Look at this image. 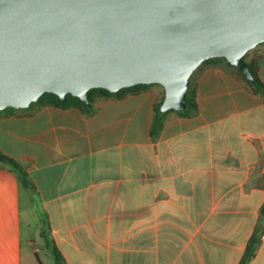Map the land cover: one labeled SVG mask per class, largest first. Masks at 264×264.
I'll return each mask as SVG.
<instances>
[{
	"label": "crops",
	"instance_id": "crops-1",
	"mask_svg": "<svg viewBox=\"0 0 264 264\" xmlns=\"http://www.w3.org/2000/svg\"><path fill=\"white\" fill-rule=\"evenodd\" d=\"M264 84V43L251 50ZM196 107L151 135L159 85L0 117V264H264V97L225 60L191 76Z\"/></svg>",
	"mask_w": 264,
	"mask_h": 264
},
{
	"label": "water",
	"instance_id": "water-1",
	"mask_svg": "<svg viewBox=\"0 0 264 264\" xmlns=\"http://www.w3.org/2000/svg\"><path fill=\"white\" fill-rule=\"evenodd\" d=\"M262 43L264 0H0V111L150 84L182 111L209 59L253 82L243 58Z\"/></svg>",
	"mask_w": 264,
	"mask_h": 264
},
{
	"label": "trees",
	"instance_id": "trees-1",
	"mask_svg": "<svg viewBox=\"0 0 264 264\" xmlns=\"http://www.w3.org/2000/svg\"><path fill=\"white\" fill-rule=\"evenodd\" d=\"M247 55L248 54H246L243 58L245 63H246ZM219 60H225V59L224 58L209 59V60L203 62L202 65L207 64V63H214V62L219 61ZM246 65L248 66V68H249V70H250V72L254 78L253 82L246 80V78L243 76V74L239 70H237L232 65H230V66L235 68L240 73V75L242 76L244 81L248 85H250V87L252 88V90L255 93H258L264 97V84L258 79L254 67L248 63H246ZM152 85H158V84L136 85V86H133L130 88L122 89L116 93H110L104 89H92L88 92L89 105L82 103L78 98L73 97L71 95H67L64 100H61V99H59L58 96H56L52 93H44L42 95V97L37 102L32 103L29 108H27V109H14L11 107L6 108V109L0 111V117L5 116V115H12L18 111L23 112V113H30L33 109L39 108L41 106H46V105L59 107V108L78 107L86 115H90L93 113V110H94L93 104H94L96 99H101V98L120 99L129 93H135L138 91H142V90H144L147 87H150ZM195 97H196V91L190 83L187 94H186V108L182 111L169 110L166 113H162L160 111V107H161V104H162V101L164 98V95H163L160 102L157 103L155 105V108H154V118H153V122L151 125V131H150L151 135L154 137V136H157L161 132L163 125H164V122H165V117L170 112H177L179 114H183V115L185 114L186 115L190 110L195 109V107H196ZM0 163L5 164L9 167L10 171L13 173V175H15V177L17 178V180H18V182L22 188H24V189L32 188V184L29 180V177H28L24 167L19 162H17L15 160L11 159L10 157H7V156L0 153ZM261 214H262V216H264V205L261 209ZM262 231H263V227H262ZM258 241H259L258 233L255 232V233H253V235L249 239V241L247 243L246 250H245L243 257L240 260L239 264H248L253 259L255 252H256V249H257V246H258ZM46 244H47V247L51 251V254H52L53 260H54V264H64L63 257L61 256L59 251L56 249V247L53 245V243L46 239Z\"/></svg>",
	"mask_w": 264,
	"mask_h": 264
},
{
	"label": "rangeland",
	"instance_id": "rangeland-1",
	"mask_svg": "<svg viewBox=\"0 0 264 264\" xmlns=\"http://www.w3.org/2000/svg\"><path fill=\"white\" fill-rule=\"evenodd\" d=\"M160 87H161V86H160ZM160 89L162 90V93H161V94H162V97H163V95H164V90H163L162 87H161ZM160 100H161V99H160ZM159 102H160V101H159ZM159 102H158V103H159Z\"/></svg>",
	"mask_w": 264,
	"mask_h": 264
},
{
	"label": "built area",
	"instance_id": "built-area-1",
	"mask_svg": "<svg viewBox=\"0 0 264 264\" xmlns=\"http://www.w3.org/2000/svg\"><path fill=\"white\" fill-rule=\"evenodd\" d=\"M263 235H264V225H263Z\"/></svg>",
	"mask_w": 264,
	"mask_h": 264
}]
</instances>
